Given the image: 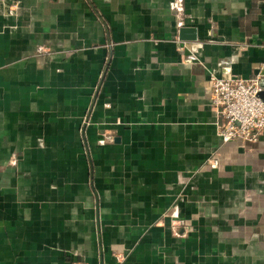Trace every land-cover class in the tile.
I'll use <instances>...</instances> for the list:
<instances>
[{
    "label": "crops",
    "instance_id": "crops-1",
    "mask_svg": "<svg viewBox=\"0 0 264 264\" xmlns=\"http://www.w3.org/2000/svg\"><path fill=\"white\" fill-rule=\"evenodd\" d=\"M211 74H264V0H0V264H264Z\"/></svg>",
    "mask_w": 264,
    "mask_h": 264
},
{
    "label": "built area",
    "instance_id": "built-area-1",
    "mask_svg": "<svg viewBox=\"0 0 264 264\" xmlns=\"http://www.w3.org/2000/svg\"><path fill=\"white\" fill-rule=\"evenodd\" d=\"M209 103L218 121L216 135L222 142L239 140L250 144L264 130V74L248 78L209 76ZM218 161L212 160L211 167Z\"/></svg>",
    "mask_w": 264,
    "mask_h": 264
},
{
    "label": "water",
    "instance_id": "water-1",
    "mask_svg": "<svg viewBox=\"0 0 264 264\" xmlns=\"http://www.w3.org/2000/svg\"><path fill=\"white\" fill-rule=\"evenodd\" d=\"M260 96L263 97V96H264V92H262V93L260 94Z\"/></svg>",
    "mask_w": 264,
    "mask_h": 264
}]
</instances>
